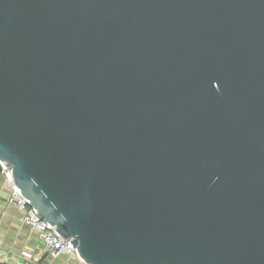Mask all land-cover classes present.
<instances>
[{
  "label": "water",
  "instance_id": "95a60500",
  "mask_svg": "<svg viewBox=\"0 0 264 264\" xmlns=\"http://www.w3.org/2000/svg\"><path fill=\"white\" fill-rule=\"evenodd\" d=\"M0 161L84 264H264V0H0Z\"/></svg>",
  "mask_w": 264,
  "mask_h": 264
},
{
  "label": "crops",
  "instance_id": "0c3cea01",
  "mask_svg": "<svg viewBox=\"0 0 264 264\" xmlns=\"http://www.w3.org/2000/svg\"><path fill=\"white\" fill-rule=\"evenodd\" d=\"M9 195L10 185L0 175V264H84L73 254L45 253L38 232L22 223L20 211L8 202Z\"/></svg>",
  "mask_w": 264,
  "mask_h": 264
},
{
  "label": "built area",
  "instance_id": "2783aa9c",
  "mask_svg": "<svg viewBox=\"0 0 264 264\" xmlns=\"http://www.w3.org/2000/svg\"><path fill=\"white\" fill-rule=\"evenodd\" d=\"M6 169L7 167L5 164L0 161V175H3L10 185L8 202L20 211V220L22 223L27 225L30 229L38 232L43 251L51 257H57L61 254H73L78 258L70 241H64L65 239L51 224L47 223L37 215L34 208L29 205V202L14 185L10 170ZM78 260L82 262L79 258Z\"/></svg>",
  "mask_w": 264,
  "mask_h": 264
}]
</instances>
